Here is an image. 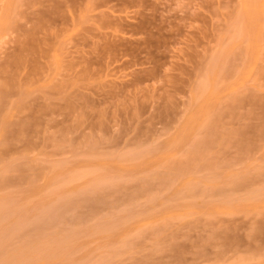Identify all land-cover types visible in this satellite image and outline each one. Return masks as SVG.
I'll use <instances>...</instances> for the list:
<instances>
[{"label": "rangeland", "instance_id": "rangeland-1", "mask_svg": "<svg viewBox=\"0 0 264 264\" xmlns=\"http://www.w3.org/2000/svg\"><path fill=\"white\" fill-rule=\"evenodd\" d=\"M0 264H264V0H0Z\"/></svg>", "mask_w": 264, "mask_h": 264}]
</instances>
